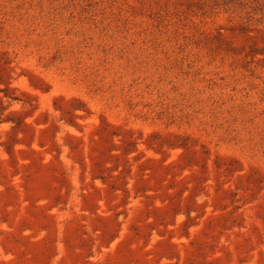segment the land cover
Instances as JSON below:
<instances>
[{"label":"rangeland","instance_id":"obj_1","mask_svg":"<svg viewBox=\"0 0 264 264\" xmlns=\"http://www.w3.org/2000/svg\"><path fill=\"white\" fill-rule=\"evenodd\" d=\"M0 264H264V0H0Z\"/></svg>","mask_w":264,"mask_h":264}]
</instances>
